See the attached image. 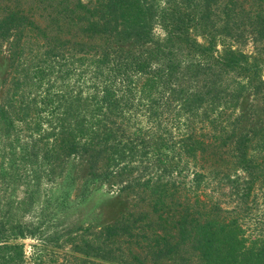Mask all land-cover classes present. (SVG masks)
Wrapping results in <instances>:
<instances>
[{
  "label": "trees",
  "instance_id": "trees-1",
  "mask_svg": "<svg viewBox=\"0 0 264 264\" xmlns=\"http://www.w3.org/2000/svg\"><path fill=\"white\" fill-rule=\"evenodd\" d=\"M10 1L13 0L1 2ZM63 1L62 10L56 12L54 6H49L52 11L44 12L46 16L42 12L28 14L29 10L14 5V1L3 5L6 13L0 19V40L9 42L12 72L4 81L0 114L5 121L11 124L18 121L31 131L35 147L47 162L55 165L73 158L79 161V166L88 168L89 176L100 178L123 194L134 191L141 200L140 196L149 192L153 213L161 212L159 221L170 220L167 217L176 209L173 204L180 207L181 202L175 194V200L168 203L167 193L179 192V185L184 182L130 181L134 173L131 165L154 162L164 173L181 174L198 151L205 150L207 145L201 140L206 135L190 132L176 152L173 138L139 128L128 132L123 125L125 113L137 100L151 116L168 117L169 125L174 123L171 108L175 102L181 114L193 115L199 113L204 103L200 94L175 88V82L186 76L187 71L200 70L217 78L232 71L254 75L250 64H242L246 61L239 58V53L228 52L223 59L215 57L211 42L214 35L207 27L210 17L204 14L229 12L225 16L228 23L232 12L241 10L240 0H188L186 7L175 5L174 12H162L154 18L145 12H129L134 8V0H117L116 7L121 12H106L107 19L89 5L79 2L71 9V0ZM157 20L166 22L167 37L162 42H157L154 34ZM192 29L211 40L208 45L199 43L192 36ZM157 56H165L167 62L154 64ZM210 101L204 114L219 107L214 105L215 99ZM217 111L220 116L209 119L223 132V137L217 135L214 139L218 141L221 137L227 143L231 139L223 123L227 114L224 110ZM237 156H245L242 147ZM123 160L129 164H123ZM245 163L246 160L244 169L253 168L252 162ZM202 177L197 173L195 182ZM144 212L141 210L133 220L129 218L130 224L122 222L109 227L104 242L118 243L119 238L128 235L131 244L136 237L144 243L148 236L146 228H151L149 236H154L155 245L166 243V236L157 234L151 226L155 221ZM191 214L178 217L177 236L193 241L194 249L208 264H264V242L247 246L235 220L225 223L226 218L219 220L215 216L202 221L200 216L198 219ZM6 234L0 229V264L23 263L24 245L17 242V237ZM134 260L136 264H144L138 257L134 256Z\"/></svg>",
  "mask_w": 264,
  "mask_h": 264
},
{
  "label": "rangeland",
  "instance_id": "rangeland-1",
  "mask_svg": "<svg viewBox=\"0 0 264 264\" xmlns=\"http://www.w3.org/2000/svg\"><path fill=\"white\" fill-rule=\"evenodd\" d=\"M1 1L0 19L6 13L3 5L14 4L13 1L21 9L29 10L28 14L42 12L45 16L44 12L52 11L49 6L59 12L64 3L63 0H13L4 4ZM70 2L71 9L81 2L101 12L105 19L108 18L106 12H121L116 7L117 0ZM240 4L241 10L232 12L228 23L225 16L229 12H204L210 17L207 27L214 35L213 41L202 38L201 31L192 29L191 34L201 44L208 45L211 41L216 58L228 57V52L239 53V58L246 61L242 64H250L254 75L232 71L217 78L200 70L187 71L186 76L175 82V88L200 94L204 103L199 113L193 115L190 112L181 114L175 102L171 108L174 123L169 125L168 117L151 116L147 107L139 106L137 100L125 113L123 125L128 132L139 128L143 132L173 138L176 152L190 132L206 135L201 140L207 145L205 150L198 151L195 160L192 158L189 168L181 174L164 173L154 162L139 161L131 165L134 173L130 181L184 182L180 183L179 192L167 193L168 203L175 200V194L181 202L180 207L173 204L176 209L167 217L170 220L159 221L161 212L153 213L149 192L140 196L143 201L133 194L134 191L123 194L100 178L89 176L88 168L79 166V161L73 158L55 165L47 162L35 147L31 131L18 121L13 124L5 121L0 114V229L10 238L17 237V242L24 245V262L20 264H136L134 256L144 264H208L194 249L193 241L177 236L176 221L187 212L198 219L200 216L202 221L215 216L219 220L226 218L225 223L235 220L247 246L263 245L264 0H240ZM133 5L129 12H145L146 16L154 18L162 12H174L175 5L186 7L189 1L134 0ZM153 28L157 42L166 39V22L157 20ZM165 62V56H157L153 63ZM11 72L9 42L0 40V106L4 81ZM83 96L86 97L87 92ZM211 98L215 99L214 105L218 104L217 110L227 114V121L223 122L231 135L227 143L221 138L223 132L209 119L219 117L220 111L209 110V114H204ZM217 135L221 136L218 141L214 139ZM239 147L245 158L237 156ZM244 160L246 165L252 162L253 168L244 169ZM123 164H129L128 160H123ZM197 173L203 177L195 182ZM141 210L152 217L155 223L151 226L158 235L166 236V243L160 247L155 245L154 236H149L151 228H146L148 236L144 243L136 237L131 244L128 235L119 238L118 243L104 242L109 227L122 222L130 224L129 218H137Z\"/></svg>",
  "mask_w": 264,
  "mask_h": 264
}]
</instances>
